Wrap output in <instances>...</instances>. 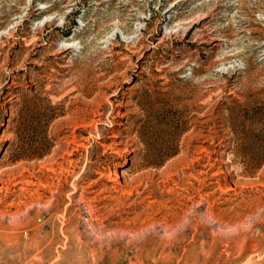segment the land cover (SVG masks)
<instances>
[{
	"label": "rangeland",
	"instance_id": "rangeland-1",
	"mask_svg": "<svg viewBox=\"0 0 264 264\" xmlns=\"http://www.w3.org/2000/svg\"><path fill=\"white\" fill-rule=\"evenodd\" d=\"M0 264H264V0H0Z\"/></svg>",
	"mask_w": 264,
	"mask_h": 264
},
{
	"label": "bare ground",
	"instance_id": "bare-ground-1",
	"mask_svg": "<svg viewBox=\"0 0 264 264\" xmlns=\"http://www.w3.org/2000/svg\"><path fill=\"white\" fill-rule=\"evenodd\" d=\"M90 208V207H89ZM93 210V209H92ZM94 211V210H93Z\"/></svg>",
	"mask_w": 264,
	"mask_h": 264
}]
</instances>
